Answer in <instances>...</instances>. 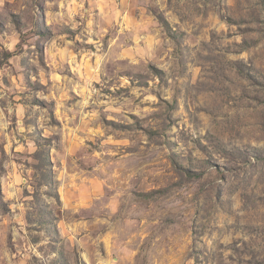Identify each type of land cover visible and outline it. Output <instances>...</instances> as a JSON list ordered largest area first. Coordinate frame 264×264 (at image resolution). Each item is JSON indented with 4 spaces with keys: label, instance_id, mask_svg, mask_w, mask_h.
Masks as SVG:
<instances>
[{
    "label": "rangeland",
    "instance_id": "obj_1",
    "mask_svg": "<svg viewBox=\"0 0 264 264\" xmlns=\"http://www.w3.org/2000/svg\"><path fill=\"white\" fill-rule=\"evenodd\" d=\"M0 264H264V0H0Z\"/></svg>",
    "mask_w": 264,
    "mask_h": 264
}]
</instances>
